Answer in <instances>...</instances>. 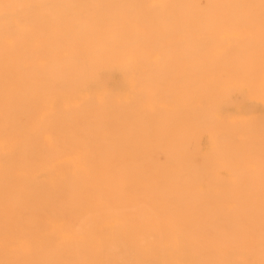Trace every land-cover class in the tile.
<instances>
[{
  "label": "bare ground",
  "instance_id": "bare-ground-1",
  "mask_svg": "<svg viewBox=\"0 0 264 264\" xmlns=\"http://www.w3.org/2000/svg\"><path fill=\"white\" fill-rule=\"evenodd\" d=\"M213 165L264 185V0H0V264H264Z\"/></svg>",
  "mask_w": 264,
  "mask_h": 264
},
{
  "label": "rangeland",
  "instance_id": "rangeland-1",
  "mask_svg": "<svg viewBox=\"0 0 264 264\" xmlns=\"http://www.w3.org/2000/svg\"><path fill=\"white\" fill-rule=\"evenodd\" d=\"M214 156V155H212ZM213 171L215 172L214 175H221L220 169H218V166L213 165ZM231 174H225L222 173V181H220L218 188H212L211 193L213 196H216L219 198V200H213L210 202V209L212 212H215V209H220L221 204L219 201H225L228 205L226 209H224L223 214L226 215V217H233L235 212H234V207H232L233 203L237 200L243 205L246 206L249 203L256 202L259 205L263 206L264 205V185H259V186H246V187H241L238 188V184L236 181V178L233 176L235 173V170H230ZM261 174L264 175V168L260 172ZM249 181V180H248ZM248 183V182H247ZM240 186V185H239ZM215 197V198H216ZM215 210V211H214ZM259 212H257L258 214ZM144 223L150 227L153 230L159 231L161 230L162 234L164 235L165 238L169 237V234L167 231L164 230L163 226L160 225L158 222L157 218H155L154 214L151 213L149 215H146L144 217ZM221 232H225L224 229H221ZM222 234V233H221ZM244 243L248 242V237H244ZM202 246H204L205 250L207 251H213V246L210 244L211 242L207 239V237L203 238V241H201ZM220 246L217 248V253H216V261H213V264H257L254 261H249V260H240V258L236 257L234 253H232L228 249V243L226 242H219ZM249 245V244H248ZM226 247V248H224ZM226 252V253H225ZM219 260V261H217Z\"/></svg>",
  "mask_w": 264,
  "mask_h": 264
}]
</instances>
